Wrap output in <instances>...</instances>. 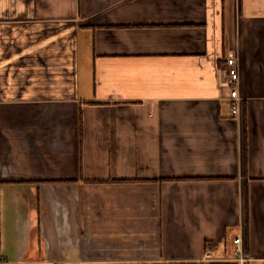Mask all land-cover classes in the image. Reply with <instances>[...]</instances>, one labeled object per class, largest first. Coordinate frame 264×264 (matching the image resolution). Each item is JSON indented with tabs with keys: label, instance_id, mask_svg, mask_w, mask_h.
<instances>
[{
	"label": "crops",
	"instance_id": "0c3cea01",
	"mask_svg": "<svg viewBox=\"0 0 264 264\" xmlns=\"http://www.w3.org/2000/svg\"><path fill=\"white\" fill-rule=\"evenodd\" d=\"M241 228L264 264V0H0V264H238Z\"/></svg>",
	"mask_w": 264,
	"mask_h": 264
},
{
	"label": "built area",
	"instance_id": "2783aa9c",
	"mask_svg": "<svg viewBox=\"0 0 264 264\" xmlns=\"http://www.w3.org/2000/svg\"><path fill=\"white\" fill-rule=\"evenodd\" d=\"M225 84L229 89V100L233 115H238L240 110L241 98L238 93L239 72L236 68V60L230 58L226 61V79ZM233 254L238 264H246L248 256L245 248V232L241 228L232 240Z\"/></svg>",
	"mask_w": 264,
	"mask_h": 264
},
{
	"label": "trees",
	"instance_id": "16d2710c",
	"mask_svg": "<svg viewBox=\"0 0 264 264\" xmlns=\"http://www.w3.org/2000/svg\"><path fill=\"white\" fill-rule=\"evenodd\" d=\"M205 247H206V249H207V248H208V244H206V246H205Z\"/></svg>",
	"mask_w": 264,
	"mask_h": 264
}]
</instances>
